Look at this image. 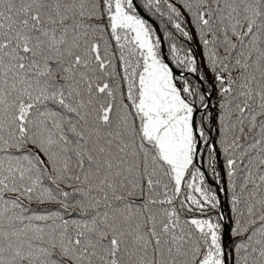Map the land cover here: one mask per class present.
<instances>
[{
	"label": "snow or ice",
	"instance_id": "6c2138e0",
	"mask_svg": "<svg viewBox=\"0 0 264 264\" xmlns=\"http://www.w3.org/2000/svg\"><path fill=\"white\" fill-rule=\"evenodd\" d=\"M0 264H264V0H0Z\"/></svg>",
	"mask_w": 264,
	"mask_h": 264
}]
</instances>
